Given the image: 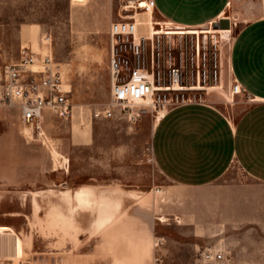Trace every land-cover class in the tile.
I'll list each match as a JSON object with an SVG mask.
<instances>
[{
	"label": "rangeland",
	"instance_id": "374dc122",
	"mask_svg": "<svg viewBox=\"0 0 264 264\" xmlns=\"http://www.w3.org/2000/svg\"><path fill=\"white\" fill-rule=\"evenodd\" d=\"M143 1L0 0V64L18 61L24 48L40 50L49 37L70 84L73 105L68 120L45 112V143L38 135L30 139L24 133L18 107L0 106V140L14 135L20 152L16 162L20 184H6L0 178V263H161L145 257L151 244L145 221L162 220L160 205L168 200L162 190L169 182L152 149L153 129L162 112L150 109L136 120L118 111L112 117L94 115L111 100L110 25L135 18L148 37L140 56L132 51L131 35L118 37L119 52L131 67L140 65L164 76L172 67L180 68L187 88L174 92L175 100L179 96L213 101L216 92L219 102L231 110L245 99L243 92L235 93L231 47L247 22L264 16V0H231L228 28L168 25L151 0L149 6H142ZM155 22L176 30L151 37ZM83 186L97 193L96 209L76 201ZM193 195L204 223L197 228L205 236L200 245L226 247L236 264H264V184L247 179L233 163L216 184ZM104 198H109V206L102 226ZM168 233L188 239L192 228ZM171 248L191 253V259L179 264H192L196 249L188 244Z\"/></svg>",
	"mask_w": 264,
	"mask_h": 264
},
{
	"label": "crops",
	"instance_id": "0c3cea01",
	"mask_svg": "<svg viewBox=\"0 0 264 264\" xmlns=\"http://www.w3.org/2000/svg\"><path fill=\"white\" fill-rule=\"evenodd\" d=\"M151 2L165 23L182 27L215 24L227 17L231 4V0ZM229 68L245 98L236 101L231 110L219 102L215 92L213 101L191 100L168 106L155 123L153 157L169 182L162 190L168 198L166 204L160 205L162 220L151 217L145 221L151 239L145 257L155 263L179 264L192 258L191 253H180L172 245L188 244L196 249L193 259L200 248L219 245H200L205 236L197 228L204 223L193 194L216 184L233 163L242 168L247 179L264 184V16L247 22L238 32L231 47ZM46 111L56 115L46 108L42 123ZM18 148L14 135L0 140V178L6 184H20ZM107 216L108 209L99 225H104ZM185 226L192 228L188 239L182 241L168 233ZM102 264L132 263L110 260Z\"/></svg>",
	"mask_w": 264,
	"mask_h": 264
},
{
	"label": "built area",
	"instance_id": "2783aa9c",
	"mask_svg": "<svg viewBox=\"0 0 264 264\" xmlns=\"http://www.w3.org/2000/svg\"><path fill=\"white\" fill-rule=\"evenodd\" d=\"M163 26L161 22L153 23V29L156 28V31ZM159 34L154 32L151 37ZM122 35L132 36L131 48L137 56L142 54L144 41L148 38L139 35L135 18L115 20L111 23V100L104 108L95 110V117H112L118 111L129 119L136 120L150 109L161 113L170 105L191 101L179 96L176 100L174 98V92L187 88L183 84L179 67H172L168 76H164L161 71L150 72L140 65L131 67L129 59L122 57L117 47L118 37ZM49 41L50 38L45 37V46L40 50L24 48L18 61L0 64V106L18 107L22 113L24 133L30 139L38 135L44 143V110L48 108L66 120L73 112L69 97L70 84L65 79ZM124 68L125 74L122 75ZM234 88L235 93L244 91L237 81ZM192 264L236 263L226 247L215 245L200 248Z\"/></svg>",
	"mask_w": 264,
	"mask_h": 264
},
{
	"label": "bare ground",
	"instance_id": "6f19581e",
	"mask_svg": "<svg viewBox=\"0 0 264 264\" xmlns=\"http://www.w3.org/2000/svg\"><path fill=\"white\" fill-rule=\"evenodd\" d=\"M142 6H149V2L147 0H144L142 2ZM139 23H141V26H142V24H143L142 21H139ZM139 25H138V33H139V35L145 36V35H142L144 33H142ZM141 28H144V27H141ZM152 30L153 31L155 30L154 32H156V33L166 32V33H170L171 34V33L175 32L176 29L173 30V29H169V27L168 28L164 27L163 30L156 31V29H153V28H152ZM153 31H150V32L154 33ZM179 31H182V30H179ZM195 31H196V29H195ZM211 31H223V30H221V29H219V30L212 29ZM148 35H149V33H148ZM96 194L97 193H95V191L91 187H89V186H83L79 190H77L76 195H75V199H76V201H78L79 206L80 205H82V206H92L93 208L96 209L97 208L96 207L97 206V202L100 201L99 198H98V196ZM108 205H109V198L102 199V201H101V207H100V219L101 220H104V217H105L106 212H107V209H108ZM98 217H99V215H98Z\"/></svg>",
	"mask_w": 264,
	"mask_h": 264
},
{
	"label": "water",
	"instance_id": "95a60500",
	"mask_svg": "<svg viewBox=\"0 0 264 264\" xmlns=\"http://www.w3.org/2000/svg\"><path fill=\"white\" fill-rule=\"evenodd\" d=\"M215 28H228L229 27V18H222L215 24Z\"/></svg>",
	"mask_w": 264,
	"mask_h": 264
}]
</instances>
